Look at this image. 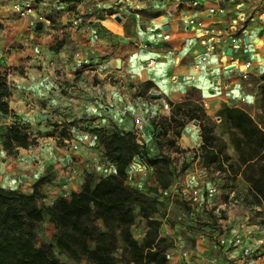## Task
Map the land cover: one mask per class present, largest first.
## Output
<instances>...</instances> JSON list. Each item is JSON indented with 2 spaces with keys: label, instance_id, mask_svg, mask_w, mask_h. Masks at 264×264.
I'll use <instances>...</instances> for the list:
<instances>
[{
  "label": "crops",
  "instance_id": "0c3cea01",
  "mask_svg": "<svg viewBox=\"0 0 264 264\" xmlns=\"http://www.w3.org/2000/svg\"><path fill=\"white\" fill-rule=\"evenodd\" d=\"M46 1L45 6L37 5L34 15L17 16L14 25L0 28V74L7 77L11 94L6 102L17 115L0 111L1 188L31 194L34 184L48 177L40 191L43 203L52 206L80 191L86 180L95 183L114 172L115 165L91 128L133 131L145 156L162 157L158 135L171 115L170 103L194 101L210 118H220L224 106L242 108L252 116L257 112L264 75V0H201L200 8L192 0ZM5 3L1 0L0 21ZM209 6H222L227 13L210 15ZM237 9L243 16L234 31L231 22ZM78 15L84 20L73 26L71 20ZM190 19L221 30L217 49L205 62L200 61L204 48ZM151 59L154 63L148 65ZM152 92L160 93V98H152ZM136 118L142 123L136 125ZM14 122L29 124L35 143L12 156L1 135ZM176 144L188 150L180 158L189 162L181 179L172 175L173 182L164 188L155 167L136 156L125 180L126 186L159 201L161 233L175 241L167 251V264H264L246 259L239 247L231 246L237 238L244 245L264 240V212L258 213L264 207L246 205L242 187L220 186L207 171H200L203 162L194 158L202 144L199 127L185 125ZM190 176L203 188L216 185L218 190L196 206L186 200L190 206L186 211L174 200L186 198ZM176 188L178 195H165L167 189ZM200 216L223 244L222 252L212 250L209 237L188 233L196 240L195 248L183 257L186 225L182 223L196 224ZM171 219L176 220L175 227L167 224Z\"/></svg>",
  "mask_w": 264,
  "mask_h": 264
},
{
  "label": "trees",
  "instance_id": "16d2710c",
  "mask_svg": "<svg viewBox=\"0 0 264 264\" xmlns=\"http://www.w3.org/2000/svg\"><path fill=\"white\" fill-rule=\"evenodd\" d=\"M10 94L7 77L0 74V111L16 117L6 102ZM170 105L177 109L173 117L182 113L189 120H201L203 163H215L219 169L241 176L249 185L242 196L243 202L264 207V75L259 84L256 118L239 107L224 106L220 111L237 154L233 162L227 155L225 162L220 159L222 147H215L214 124L201 104L187 100ZM184 125V121L180 122L177 136ZM90 131L103 143L107 159L115 165L114 172L95 183L86 180L80 191L52 206L43 203L40 191L48 177L39 179L31 194L0 187V264H70L81 260L90 264H167V251L173 239L161 233L163 221L157 216L159 201L125 184L127 169L136 156L145 157L153 167L161 157L145 156L144 145L133 131L107 132L99 128ZM1 141L12 155L19 148L34 144L35 138L29 133V124L14 122L1 135ZM162 158L170 164L164 155ZM156 178L164 188L169 186L170 182L162 183L159 175ZM136 206L146 223L142 240L136 239L132 232ZM42 220H48L56 229L53 244L37 240L36 222Z\"/></svg>",
  "mask_w": 264,
  "mask_h": 264
},
{
  "label": "rangeland",
  "instance_id": "374dc122",
  "mask_svg": "<svg viewBox=\"0 0 264 264\" xmlns=\"http://www.w3.org/2000/svg\"><path fill=\"white\" fill-rule=\"evenodd\" d=\"M77 1V0H74ZM3 2L5 3V9L3 12H5V16L4 18H2L3 20L0 21V28H7V27H11L12 25H14V21L17 20L16 18L17 15L13 12L12 10V1L11 0H3ZM33 18H31L32 20ZM33 22V20H32ZM31 22V25H33ZM16 44V42H15ZM15 44H11L10 46H15ZM55 48V47H54ZM169 108L171 111V115L165 119L162 123V130L160 132V134L158 135V141L161 144L162 148H163V155L166 159H169L170 164H167L166 160H164V158H160V160L156 163V170H155V174L160 177V181L162 183L165 182H173V177H171L172 175H176L178 177V179L183 176L182 171H183V166L184 165H189V162H187V159H180L182 155L185 156L186 152H188V150L186 149H182L179 147V145L176 144V141L179 139V137L181 136H177L176 135V130L180 129V122L184 121V124H194V120H189L187 118V116L183 115L182 113L177 114L175 117H173V111L175 110V112L177 111V109L174 108L173 105L169 104ZM258 110L257 112L253 115V117H257L258 115ZM197 120V119H196ZM211 120L213 121L214 124V134L216 135V140H215V147L219 148L222 147L223 152H220V159L224 161V157L230 156L231 160L230 161H235L237 159V154L235 152V149L232 145V143L230 142V133L228 132V130L226 129L225 124L222 122V120L220 118H211ZM198 124L195 125L196 127H199L200 132L202 130V124H201V120H197ZM202 123H204V120H202ZM185 125L183 126V128L185 127ZM92 129V128H91ZM183 130V129H182ZM200 149V147H199ZM191 151V150H190ZM174 152V153H173ZM201 150L199 152H196L194 155V158H200V160L202 161L201 157ZM15 154H12V156ZM191 162V161H190ZM203 162V161H202ZM225 162V161H224ZM228 163V162H226ZM227 165V164H226ZM227 167V166H226ZM177 171V173L175 172ZM200 171H207L208 175L210 177H212L214 180L216 179L217 183H220L221 185H226L228 187V185H231L234 188L237 187H242L241 190H243L244 192L248 189V183L239 175H234L232 172H230L229 170H223V169H219L217 164L215 163H209L208 165H205L204 163H202L201 166V170ZM182 178V177H181ZM180 178V179H181ZM222 182V183H221ZM216 186V185H215ZM217 187V186H216ZM174 203L180 205V209H185L186 211L190 209V206L188 205V202L186 201L185 198H176L174 200ZM159 207V206H158ZM135 211L137 213V217H136V222L132 227V232L133 235L136 239L138 240H142L145 230H146V223L145 221L139 216L138 214V207H135ZM175 211L176 213H178L179 209L178 206L175 207ZM160 212V210H159ZM264 212V208H262V210H259L258 213H263ZM198 219L200 220V222L196 223V224H185L182 223L183 225H186L185 233H183V238H185V243L182 245L184 250H188L190 248L194 249L195 248V239L193 238V236H190L188 233L198 236H205L206 238H210L209 240H211V244L213 246V251H215L216 253H221L222 252V247L223 244L216 239V236H213L211 233H213V231H209L207 230V228H205L204 226H207L208 223H203L201 220H205L206 218L203 216L198 217ZM171 223H167L170 226L175 227L177 223L176 220L171 219L170 220ZM51 222H49L48 220H42L39 222H36V236H37V240L38 242H48L53 244L55 241V231L54 228L51 224H49ZM168 236V235H166ZM170 237V236H169ZM173 239V238H172ZM236 241V240H235ZM235 241H232L231 246L234 247H239L240 250L242 251L243 249V242H239L236 243ZM175 244V241L173 239V244L172 246ZM250 246L252 247V252L250 254H245V258L246 259H250L251 257L253 259H256L258 261H264V240H257L254 243H250ZM243 252V251H242ZM213 254V253H212ZM215 255V254H213Z\"/></svg>",
  "mask_w": 264,
  "mask_h": 264
},
{
  "label": "built area",
  "instance_id": "2783aa9c",
  "mask_svg": "<svg viewBox=\"0 0 264 264\" xmlns=\"http://www.w3.org/2000/svg\"><path fill=\"white\" fill-rule=\"evenodd\" d=\"M12 1V10L13 12L19 17V18H28L32 15H34L37 5L40 4L42 6H45L47 4L46 0H11ZM192 5L194 7H201V0H192ZM2 9V4L0 0V12ZM207 12L212 15L218 13L219 15H225L227 13V10L222 6H209L206 8ZM236 18L232 20L231 27L232 30H237L239 19L242 18V13L240 9H237L236 12ZM84 18L83 15L75 16L71 20V24L73 26H78L83 22ZM191 23H194L193 19H190ZM193 28L195 29L200 44L204 48V52L200 54V61L205 62L208 59V53L214 52L217 49V43L219 42V36L221 34V30L215 27L214 25H206L203 23H194ZM169 34H165L164 38H169ZM154 63V59L149 60L148 65H152ZM200 63L196 64V67H198ZM166 108H168V104L165 105ZM135 124H141L142 120L140 118L135 119ZM77 145H74V148H77ZM186 187V200L191 205H199L201 203L206 202L208 199L214 197V195L217 193V187L215 185L205 187L203 188L196 177L190 176L187 177L185 182ZM180 192L179 189H167L165 191L166 196H174L178 195ZM236 243L243 242L241 238H237ZM252 247L250 245H244L243 244V253L244 254H250L252 252ZM182 256L187 257L189 255L187 250L182 251Z\"/></svg>",
  "mask_w": 264,
  "mask_h": 264
},
{
  "label": "water",
  "instance_id": "95a60500",
  "mask_svg": "<svg viewBox=\"0 0 264 264\" xmlns=\"http://www.w3.org/2000/svg\"><path fill=\"white\" fill-rule=\"evenodd\" d=\"M118 21H121V17L119 16V15H117L116 17H115ZM37 26L38 27H41L42 26V23L41 22H38L37 23ZM166 28H168V26H166ZM246 41H248V38L246 39ZM231 52V50L229 51V53ZM116 65H117V67L118 68H120V66H121V59H117V61H116ZM150 96L152 97V98H160V93H158V92H152L151 94H150ZM194 124L195 125H197L198 124V121L197 120H194Z\"/></svg>",
  "mask_w": 264,
  "mask_h": 264
}]
</instances>
